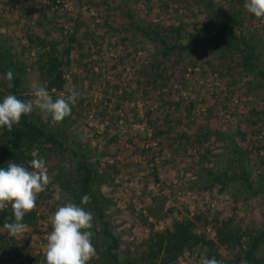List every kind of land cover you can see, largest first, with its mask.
Listing matches in <instances>:
<instances>
[{
  "label": "rangeland",
  "instance_id": "1",
  "mask_svg": "<svg viewBox=\"0 0 264 264\" xmlns=\"http://www.w3.org/2000/svg\"><path fill=\"white\" fill-rule=\"evenodd\" d=\"M36 2L0 0V101L32 99L34 85L53 99L75 87L78 97L57 125L34 109L11 132L0 128L3 165L42 158L52 177L22 235L0 223V264H41L48 216L84 195L88 264H264V237L245 256L264 234V18L244 0H45L43 17ZM220 27L239 48L187 46ZM58 71L64 83L51 88ZM182 221L214 245L167 250L166 231Z\"/></svg>",
  "mask_w": 264,
  "mask_h": 264
},
{
  "label": "clouds",
  "instance_id": "2",
  "mask_svg": "<svg viewBox=\"0 0 264 264\" xmlns=\"http://www.w3.org/2000/svg\"><path fill=\"white\" fill-rule=\"evenodd\" d=\"M244 8L256 18H264V0H244ZM5 78L8 87H13V70L9 69ZM30 95L32 99L21 100L9 94L0 101V128L11 132L13 126L19 124L21 116L32 113L34 109L39 110L43 121L57 125L71 114L78 92L73 87L68 94L61 93L53 99L46 87L34 85ZM45 163L40 158L32 159L28 167L11 161L7 167H0V212L10 208L11 215L5 218L3 229L12 237L27 230V224L22 222L24 216L35 209L38 194L51 183L52 177ZM89 202L90 196L84 195L80 205L67 202L48 216L52 230L46 235L41 264H88L94 257V233L91 231L94 217L83 207ZM199 264H223V261L202 256ZM241 264L247 262L241 260Z\"/></svg>",
  "mask_w": 264,
  "mask_h": 264
},
{
  "label": "trees",
  "instance_id": "3",
  "mask_svg": "<svg viewBox=\"0 0 264 264\" xmlns=\"http://www.w3.org/2000/svg\"><path fill=\"white\" fill-rule=\"evenodd\" d=\"M224 42L226 44H235L239 48V42L237 37L234 35L233 32L224 29L220 27L218 31L210 36V37H202L200 39H197L195 41H192L190 44H188V47H191L192 50H201L202 53H204L208 47L213 44L214 42ZM193 46V47H192ZM244 65L249 66V62L247 57L243 60ZM64 78L62 72L58 71L56 75L51 79L50 81V87L59 89L64 83ZM5 148V147H4ZM5 154L4 152L0 153V167H7V165H3L4 159L2 158ZM10 154V160H13V158H19L18 155H16V152H11ZM13 155V156H12ZM14 163V162H13ZM83 169L85 170V173L83 175V181L84 185L82 188L83 193L89 192V180H90V172L88 167H86V164H82ZM33 213L26 214L23 218L22 222L30 221ZM11 215V211H3L0 212V223L5 222V218L9 217ZM175 229L171 232L169 230L166 231L167 235V250L171 251V248H174L178 251H181L183 247H191L194 244H204L208 246V248H211L214 245L213 239H207L204 235L196 234L191 230V223L187 221H182L180 223H177L174 225ZM264 237V234H258L255 238H253L252 244L249 247V250L247 251L245 256H249L253 258V252L258 247L259 240ZM112 240L115 242V238H112ZM222 240V239H220ZM164 241V238L162 235L159 236L158 242H157V249L160 250L162 248V243ZM113 246V245H112ZM117 262V259L115 260Z\"/></svg>",
  "mask_w": 264,
  "mask_h": 264
},
{
  "label": "crops",
  "instance_id": "4",
  "mask_svg": "<svg viewBox=\"0 0 264 264\" xmlns=\"http://www.w3.org/2000/svg\"><path fill=\"white\" fill-rule=\"evenodd\" d=\"M30 0H21V4H25V3H28ZM37 4H36V6L35 7H37L38 9V11H40L41 12V14H40V16H42L43 17V15H45L46 13H44V9H46V8H51L52 7V5L48 2V4L45 2V0H44V2L42 1V0H39V2H36ZM44 3V4H43ZM72 3V0H71V2H70V4ZM71 8H72V5H71ZM52 9V8H51ZM80 10H82V9H80ZM77 13V9H76V12L75 11H73L72 12V18H74V16H75V14ZM71 18V17H70ZM82 29V27H80V30ZM73 45H76V42H74V44ZM82 46V44L81 45H79V47H81ZM98 62V61H97ZM98 63H101L100 61L98 62Z\"/></svg>",
  "mask_w": 264,
  "mask_h": 264
},
{
  "label": "built area",
  "instance_id": "5",
  "mask_svg": "<svg viewBox=\"0 0 264 264\" xmlns=\"http://www.w3.org/2000/svg\"><path fill=\"white\" fill-rule=\"evenodd\" d=\"M53 2L62 8H68L69 6V0H53Z\"/></svg>",
  "mask_w": 264,
  "mask_h": 264
}]
</instances>
